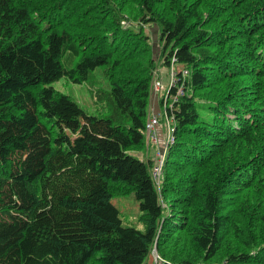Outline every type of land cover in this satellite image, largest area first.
Listing matches in <instances>:
<instances>
[{
    "label": "trees",
    "instance_id": "trees-1",
    "mask_svg": "<svg viewBox=\"0 0 264 264\" xmlns=\"http://www.w3.org/2000/svg\"><path fill=\"white\" fill-rule=\"evenodd\" d=\"M160 65L178 77L162 95ZM63 76L89 80L99 115L51 85ZM156 100L173 127L159 178ZM129 192L140 226L113 203ZM153 250L264 264V0H0V264H150Z\"/></svg>",
    "mask_w": 264,
    "mask_h": 264
},
{
    "label": "rangeland",
    "instance_id": "rangeland-1",
    "mask_svg": "<svg viewBox=\"0 0 264 264\" xmlns=\"http://www.w3.org/2000/svg\"><path fill=\"white\" fill-rule=\"evenodd\" d=\"M147 31L153 32V29L147 28ZM151 33H150V35H151L150 39H153L155 41L156 34L155 33L151 34ZM153 48H158V42L153 43ZM157 68H160L159 71L162 73L161 78L163 80L165 87H162L161 84L157 83L156 84L157 88L155 89V92H157L158 94L160 92H162L161 93V95H162L163 92L165 91V88H167L168 76L166 74H167L169 69H168V67H164V66L162 67L161 65H160V67H157ZM175 68H176V70H180L181 65L176 64ZM182 71H186V69L183 68ZM94 73H98L97 79L99 81H101L102 80V73H101L100 69H96ZM88 84H89V80L83 81L80 83L79 82H72V81L68 80L65 76L60 77L59 79H57L51 83V85L56 90H58L64 94H67L68 96H70L71 99L76 101L78 103V105L86 113L91 114V115H99L100 110L97 109L96 106H99L100 103L107 104V102H103L101 99H99L96 106H95V97L92 98L91 93L89 92V89H88ZM154 104L156 106L157 105L159 106V103L157 100L154 101ZM156 118H157V121L154 124L158 125L157 129L160 133V140L156 139V141H154V140L149 141V147L146 149V153L151 152L153 154L152 156H153L155 162H156L157 151L158 150H160V151L165 150V152H167V150H166L167 146L169 144L171 145V143H167L169 123L171 121L169 119H165V117L162 118L160 116H156ZM156 118H155V120H156ZM161 118L163 120H161ZM157 129H154V130H156V132H157ZM142 157L145 158L144 155ZM113 200H114L113 203H115L117 208L120 210V216L123 220L133 222V223L129 222V225H133L134 227H135V224L137 226H140V223L138 221V215H139L138 201L135 199V197L132 193H130V192L128 194L126 193L121 197L113 198ZM127 221H124V223L128 224ZM213 264H218V263H213ZM220 264H222V263H220Z\"/></svg>",
    "mask_w": 264,
    "mask_h": 264
},
{
    "label": "built area",
    "instance_id": "built-area-1",
    "mask_svg": "<svg viewBox=\"0 0 264 264\" xmlns=\"http://www.w3.org/2000/svg\"><path fill=\"white\" fill-rule=\"evenodd\" d=\"M183 72H186V71H183ZM153 91H155V89L157 88L156 87V84H155V81L153 80ZM176 99V97L174 98ZM156 118V115H150V117L147 119V123H146V131H147V136H153V140L156 141V136H155V130L152 126H154L155 122L157 121V118ZM173 142V136L168 133V136H167V143H172ZM164 151V150H163ZM163 151H160L158 150L157 151V154H156V162H155V165H154V171L156 172V175L159 174L160 170H161V165L163 163V158H162V155H163ZM165 152V151H164ZM152 256H151V259H150V264H165V261L157 254L156 251H152Z\"/></svg>",
    "mask_w": 264,
    "mask_h": 264
},
{
    "label": "bare ground",
    "instance_id": "bare-ground-1",
    "mask_svg": "<svg viewBox=\"0 0 264 264\" xmlns=\"http://www.w3.org/2000/svg\"><path fill=\"white\" fill-rule=\"evenodd\" d=\"M169 70H168V72H167V76H168V84H167V88H165V91H166V94L168 93V89L170 88V87H175V86H177L178 85V77L176 76V71H175V69L173 68V67H169L168 68ZM187 73V71L186 72H181V76L182 77H184V75ZM161 75H162V73L158 70V76H156L155 78H154V81H155V84H161V86L162 87H165L164 86V83H163V80H162V78H161ZM182 92V90H181V88L179 87L178 89H177V92H176V94H179V93H181ZM165 108V107H164ZM154 129H157V125L155 124L154 126H152ZM172 131H173V127H172V125H171V123H169V129H168V133H170L171 135H172ZM148 138H147V140H149V141H152L153 140V136H147ZM165 151V150H164ZM162 152L163 153V155H162V158H163V160H165V155H166V152ZM161 170H162V165H161ZM161 170H160V172H159V174H157L156 175V172L154 171V167H152V171H151V174H152V177H155V178H159V176L161 175ZM161 257V256H160ZM166 264V263H165Z\"/></svg>",
    "mask_w": 264,
    "mask_h": 264
},
{
    "label": "crops",
    "instance_id": "crops-1",
    "mask_svg": "<svg viewBox=\"0 0 264 264\" xmlns=\"http://www.w3.org/2000/svg\"><path fill=\"white\" fill-rule=\"evenodd\" d=\"M152 107H153V112L157 111V106L154 103H152Z\"/></svg>",
    "mask_w": 264,
    "mask_h": 264
}]
</instances>
